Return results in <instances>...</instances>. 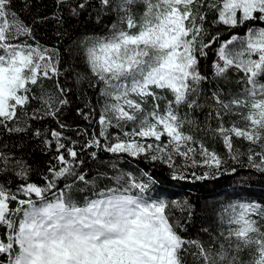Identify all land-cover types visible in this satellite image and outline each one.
<instances>
[{
    "label": "snow or ice",
    "instance_id": "6c2138e0",
    "mask_svg": "<svg viewBox=\"0 0 264 264\" xmlns=\"http://www.w3.org/2000/svg\"><path fill=\"white\" fill-rule=\"evenodd\" d=\"M56 7L51 18L26 21L13 0H0V264H187L188 256L197 264H264V202L231 205L223 239L206 244L182 234L174 210L188 209L190 216L187 200L145 195L158 190L154 174L105 175L110 185L98 189L99 177L83 170L84 153L96 159L103 151L112 156L113 169L124 157L143 159L164 165L172 180L186 179L189 170L198 180L218 178L230 161L264 174V0H56ZM209 11L215 12L213 25H247L245 33L226 39L210 33ZM65 12L94 13L98 23L116 16L107 35L79 41L91 75L76 73V80L89 79L101 98L98 113L77 109L99 126L91 133L61 119L70 89L60 78L74 69L63 66L59 48L36 37L37 26L49 19L56 35H64ZM210 53L209 73L202 62ZM229 73L240 88L225 93L218 82ZM205 107L201 127L193 114ZM46 120L57 127L34 126ZM197 130L219 139L226 155ZM28 138L56 161L43 185L30 178L21 143ZM77 185L87 189L83 196L74 192Z\"/></svg>",
    "mask_w": 264,
    "mask_h": 264
},
{
    "label": "trees",
    "instance_id": "16d2710c",
    "mask_svg": "<svg viewBox=\"0 0 264 264\" xmlns=\"http://www.w3.org/2000/svg\"><path fill=\"white\" fill-rule=\"evenodd\" d=\"M25 2L26 0H13V7L26 21H30L34 16H48L51 18L53 13L57 11L56 0H27L30 7H25ZM64 15L65 23L61 29L65 33L64 35H56V23L49 19L48 22L37 26L36 37L42 45L59 48L63 66H71L74 69V72L70 71L65 73L60 78L61 83L70 89L68 94L70 104L64 109L61 119L70 125L72 129H86L91 133L94 130H98L99 126L94 120L90 123L82 116L77 115V109H83L84 112H89L91 108H95L98 113L100 111V104L97 101L101 98L98 87H89V79H83L80 82L76 80V73H83L87 77L91 75L87 71V66L84 63L83 51L79 47V41L89 35H107L110 24L115 22L116 16L115 14L105 16L103 21L98 23L94 13H84L78 17H71L66 12ZM214 17L215 12L209 11L205 28L213 34L219 31L221 33V39H226L232 33H239L241 35L245 33L247 25L228 30L221 25H213ZM212 58L214 56L210 53L209 60L202 62L204 71L209 73L211 72L210 63ZM237 79L238 77L236 75L229 73L227 80H221L218 83L225 93L229 91L235 92L240 88V85L236 82ZM45 84L49 88L52 87V82L46 81ZM205 87L207 89L213 87V85H206ZM207 111L208 109L205 107L193 114L201 127L205 123ZM231 119L236 118L233 117ZM211 125L212 127H216V122L212 121ZM34 126L57 127L55 122L50 120L34 122ZM186 130H189L188 125H186ZM196 134L203 138L206 143L214 146L218 152L226 155L222 142L219 139H213L210 134L199 130L196 131ZM67 135L81 143L85 139L82 136H77L75 131H69ZM12 142L9 141V143ZM21 143L26 145L24 158L33 168V173L30 177L31 180L43 185L45 182L44 177L48 174L47 168L49 164L56 163L52 159L53 153L51 150L45 151L40 142L35 138H28ZM238 146L241 147L242 151H246L248 147L243 142H240ZM83 159L85 161L83 170L87 173V176L91 179L99 177L95 185L98 189H103L105 185H110V182L103 178L105 175L114 176L122 171L134 173L138 178H142V172H147L150 175L154 174L159 178L161 183L158 186V190L156 187L150 188L149 192L145 193V195L153 198L176 200L180 203L187 200L191 205L190 216L188 209L181 211L180 208H176L174 210L176 216L180 217L181 223L184 224L182 234L188 239L200 240L206 244L213 237L223 239L220 237V233L226 232L229 227L228 220L231 213V205L249 201L264 202V174L254 169L234 165L231 161L228 165V171H222L218 178L198 180L191 175V171L193 170H189L186 179L172 180L170 178V170L164 165L158 163L152 164L143 159L133 160L130 157H124L120 160L118 169L112 168V156L103 151L97 153L96 159H92L87 153H84ZM233 167L236 168L235 173L231 172V168ZM194 171L199 174L203 169L197 168ZM2 179L0 177V180ZM62 184L63 181H61V186ZM86 191L87 189H82L79 185L74 187V192L79 196H83ZM48 195L54 198L55 193H49ZM73 198L75 199L76 197L74 196ZM185 217L187 219H184ZM193 251H195L194 248ZM242 256L247 259V252L242 253ZM187 264H197V262L192 256H188Z\"/></svg>",
    "mask_w": 264,
    "mask_h": 264
}]
</instances>
